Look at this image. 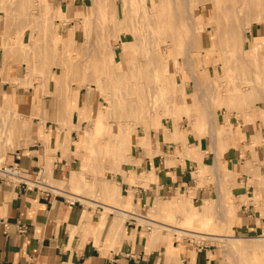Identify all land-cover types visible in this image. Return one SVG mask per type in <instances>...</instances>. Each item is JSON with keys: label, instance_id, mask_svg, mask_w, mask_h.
I'll use <instances>...</instances> for the list:
<instances>
[{"label": "rangeland", "instance_id": "374dc122", "mask_svg": "<svg viewBox=\"0 0 264 264\" xmlns=\"http://www.w3.org/2000/svg\"><path fill=\"white\" fill-rule=\"evenodd\" d=\"M23 2L0 0L1 7L10 6L5 13L9 22H28L27 41L16 37L6 47L17 53L22 50L26 72L21 77H5L14 90L10 95L0 92V166L16 163L13 156L23 150L41 146L48 156L62 149L65 157L75 159L70 174L73 171L83 180L80 187H70L71 175L61 180L52 174L51 158L40 174L62 189H50L52 192L69 200H81L92 209L101 204L106 212L112 210L105 204L121 207L114 200V180L125 164L137 163L134 157L139 148L152 155L150 133L174 129L172 140L182 145L183 153L196 145L204 153L211 151L205 146L214 141L221 151L229 143L227 136L236 132L229 124L231 119L227 125L217 124L222 111L229 117L236 112L239 119L251 102L264 100V50L250 38L255 23L264 25V0H68L69 13H59V21L53 17L52 6L42 8L35 0H29V12L18 11ZM224 4L232 7L225 10ZM200 30L205 33L204 41L190 40ZM112 51L123 61L119 62L123 75L109 61ZM249 53L255 55L254 61L247 60ZM47 88L54 89L53 95ZM37 89H43L42 93ZM141 100L146 113L139 111L134 117L131 106ZM15 118L28 131L18 138L10 130ZM127 126L133 129L134 139L124 153H106V146L117 145L116 132ZM73 128L78 130L74 138L70 136ZM54 134L56 144L51 139ZM60 135L62 141H58ZM220 173L224 200L220 197L198 208L185 202L184 208L167 207L164 212L131 204L123 208L142 215L137 216L140 222L154 232L160 221L188 229L186 233L171 231L183 240L218 244L228 264H264V245H260L264 236L243 238L231 245L232 203L226 210L222 208L224 201L231 202L230 176ZM205 174V170L198 172L201 178ZM210 175L215 183L216 175ZM207 204L212 205L209 223L206 218L201 224L197 214L189 226L186 219L193 211L202 212ZM182 213L186 216H179ZM193 231L200 235L190 234Z\"/></svg>", "mask_w": 264, "mask_h": 264}, {"label": "crops", "instance_id": "0c3cea01", "mask_svg": "<svg viewBox=\"0 0 264 264\" xmlns=\"http://www.w3.org/2000/svg\"><path fill=\"white\" fill-rule=\"evenodd\" d=\"M24 1L18 11L29 12V0ZM35 2L42 8L52 6L55 21L68 14L71 6L68 0ZM7 4L0 5V92L10 95L14 89L9 88L4 78L24 76L26 62L22 50L17 53L6 47L16 37L20 42L27 41L28 22H9L5 15L10 7ZM72 27L77 42L75 25ZM250 38L264 50V25L255 23ZM254 56L249 53L247 60L254 61ZM250 104L244 107L240 120L236 119V112L229 117L225 110L220 115L221 121L217 119L222 126L231 119L229 124L236 130L227 136L229 143L221 151L214 141L210 145L206 142L205 147L211 151L204 153L196 145L189 153H183L182 145L172 140L174 129L150 133L152 155L139 148L134 157L137 163L125 164L118 180H114L117 189L114 200L121 207L105 204L112 211L106 212L101 204L92 209L81 200H69L52 191L23 189L0 181V264H228L218 244L183 240L171 231L183 233L188 229L143 216L164 227L154 232L140 222L137 216L142 215L123 206L131 204L142 210L163 212L167 207L184 208L185 202L202 207L205 202L222 197L224 178L220 171L229 172L231 202L224 201L222 205L226 210L228 203H232L234 218L229 238L264 236V100ZM77 131L73 128L70 136L74 138ZM61 135L58 141H62ZM51 139L56 144V134ZM186 141L190 146L189 137ZM72 157H65L62 149L47 156L46 150L39 146L23 150L13 159L24 175L32 178L51 158L52 174L61 180L71 175L67 181L70 187H80L83 180L73 171L70 174L75 162ZM214 166L217 168L212 170ZM200 170L206 172L202 178L198 175ZM211 173L216 175L215 183ZM211 207L207 204L202 212L193 211L189 219L199 214L201 224H205L206 218L212 217ZM219 214L223 215L222 211ZM193 232L190 234L200 235V231Z\"/></svg>", "mask_w": 264, "mask_h": 264}, {"label": "bare ground", "instance_id": "6f19581e", "mask_svg": "<svg viewBox=\"0 0 264 264\" xmlns=\"http://www.w3.org/2000/svg\"><path fill=\"white\" fill-rule=\"evenodd\" d=\"M224 2H225V0H224ZM227 3H228V1H227ZM225 5V4H224ZM229 6H230V4H229ZM229 6L228 5H225V7H226V9L225 10H227L228 8H229ZM230 7H232V4H231V6ZM234 7V6H233ZM238 7V6H237ZM242 7V6H241ZM236 8V7H235ZM230 9V8H229ZM223 11H224V8H223ZM230 13V12H229ZM227 14V13H226ZM243 15V14H242ZM190 16V15H189ZM230 16V15H229ZM232 17V16H231ZM230 17V18H231ZM241 18V17H240ZM188 19H190V18H188ZM192 20V19H191ZM229 20H231V19H229ZM187 21V20H186ZM240 21H241V19H240ZM193 22V21H192ZM193 25V24H192ZM230 25V24H229ZM232 25H234V24H232ZM189 27H190V24H189ZM234 26H231V30H232V28H233ZM216 32V31H215ZM218 32V31H217ZM220 32V31H219ZM119 33V32H118ZM199 33H200V35H195V34H193L191 37H190V40H192V41H195V43H196V41L198 42V40L199 41H204V35H205V33H204V31L203 30H200L199 31ZM117 34V33H116ZM115 34V35H116ZM192 34V33H191ZM220 35V34H219ZM214 36H216L215 37V39H217V35H214ZM219 37V36H218ZM137 39V38H136ZM215 41V40H214ZM128 44H130L129 42H127ZM192 43L190 42V45H191ZM142 46V45H141ZM189 48H190V46H188ZM191 48H192V45H191ZM188 51H189V49H188ZM107 53H108V51H107ZM146 55V54H145ZM97 56H99L100 57V55L98 54ZM109 56H110V58H109V61L110 62H112L117 68H118V75L120 76V75H123L124 74V71L123 72H121L120 71V65H119V62L120 63H122L123 64V61H119V60H117L116 59V57H115V53H114V51H112L111 53H109ZM104 58V57H103ZM123 59V58H122ZM188 59V58H187ZM125 75H127V74H125ZM46 81H45V83L47 82V79H45ZM131 81V80H130ZM48 90H46L45 89V91L47 92H49L50 94H52L53 95V92L54 91H51V90H54V89H50V88H47ZM73 89V88H72ZM72 89H71V93H74L75 91H72ZM42 90L43 89H37L36 90V92L37 93H42ZM45 91H44V93H45ZM71 93H69V95H70V97H73V95H71ZM247 93H249V92H247ZM74 94H76V93H74ZM127 99H129V98H127ZM3 100H4V98H3ZM136 100V99H135ZM134 101V100H133ZM57 103V102H56ZM110 103H111V101H110ZM58 105V104H57ZM56 105V106H57ZM144 107L146 108V105H145V103H143L142 102V100L141 101H137V102H135V103H133L132 104V106H131V108H132V111L134 112V117H136V113H138V114H140L139 113V111H144V115H145V109H144ZM131 111V112H132ZM109 112V111H108ZM108 112H107V114H108ZM62 112H60V114H61ZM110 114V113H109ZM111 114H112V112H111ZM138 114H137V116H138ZM109 116V115H108ZM140 116V115H139ZM23 118V117H22ZM21 118V119H22ZM110 118V117H109ZM20 119V118H19ZM64 120V119H63ZM118 123V122H117ZM21 124V121L20 120H18L17 118H15L14 120H12V123L10 124L11 125V127H10V130L12 131V132H14V136H19V137H21V136H23V135H25V134H23L24 132H25V129H24V127H22V125H20ZM9 125V126H10ZM118 127V126H117ZM28 132V131H27ZM27 132H25V133H27ZM128 133V135H126L125 133ZM133 129H130V127H121V129L119 130V131H117L116 132V138L115 139H117L116 140V147L114 148V147H111V145L110 146H106V148H104L103 150H106L107 152L106 153H108V152H110V154H117V155H122L123 153H124V150H125V148L131 143V141H132V139H134V136H133ZM149 136V135H148ZM18 138V137H17ZM15 139V138H14ZM18 140V139H17ZM136 140V139H135ZM137 142V141H136ZM122 145H124V147H122ZM127 145V146H126ZM134 145V144H133ZM113 153H112V152ZM103 153V152H102ZM107 155V154H106ZM128 155V154H127ZM97 156V155H96ZM110 156V155H109ZM92 157V156H91ZM96 158V157H95ZM98 158V157H97ZM94 159V158H93ZM102 175V174H101ZM29 178H31V177H29ZM32 179V178H31ZM110 187H113L112 185H110ZM58 187H54V185H53V188L52 189H57ZM61 189V188H60ZM112 189V188H111ZM62 190V189H61ZM63 191H65L66 192V190H63ZM112 192H114V190L112 191ZM71 193V192H70ZM69 194V193H68ZM71 194H74V193H71ZM194 219H196V217H192V218H190V219H187V221H188V223H189V226L191 225V224H193V222H194ZM208 219V218H207ZM201 220V219H200ZM209 220L210 219H208V223H209ZM187 221L185 220L184 221V223L186 222L187 223ZM196 221V220H195ZM196 223V222H195ZM157 224H158V222H157ZM160 228H162V226H160V225H158V227H157V229H160ZM162 229H164V227L162 228ZM202 230V229H201ZM242 238L241 237H234V238H232L231 239V244H237V242H239L238 240H241ZM255 244V243H254ZM260 245H264V242L262 241V242H260Z\"/></svg>", "mask_w": 264, "mask_h": 264}, {"label": "built area", "instance_id": "2783aa9c", "mask_svg": "<svg viewBox=\"0 0 264 264\" xmlns=\"http://www.w3.org/2000/svg\"><path fill=\"white\" fill-rule=\"evenodd\" d=\"M40 172H38L39 176L31 179L24 175L22 168L16 162L0 166V181L10 182L15 187L48 193L52 190L53 186L41 177ZM57 189L61 190L60 188Z\"/></svg>", "mask_w": 264, "mask_h": 264}]
</instances>
